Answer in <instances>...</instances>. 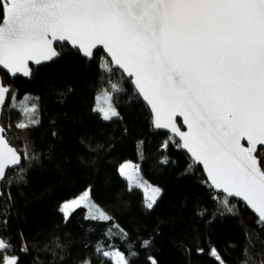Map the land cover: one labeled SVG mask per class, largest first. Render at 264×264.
Wrapping results in <instances>:
<instances>
[{
    "label": "snow or ice",
    "instance_id": "obj_1",
    "mask_svg": "<svg viewBox=\"0 0 264 264\" xmlns=\"http://www.w3.org/2000/svg\"><path fill=\"white\" fill-rule=\"evenodd\" d=\"M56 42H67L89 61L103 50L97 65L103 85L93 111L104 121L122 118L115 98L127 91L121 83L126 77L150 110L153 128L169 133L161 149L186 152L192 162L186 173L201 165L208 187L223 194L227 211L236 209L229 198H239L264 228V0H0V70L31 77L30 64L60 56ZM117 71L120 80H113ZM32 99L25 95L18 101L0 77V112L6 105L18 110L17 129L40 124ZM11 127L0 124V182L8 184L13 183L9 171L30 158L27 145L21 152L9 142ZM119 172L130 191L142 190L151 210L162 189L132 161L121 163ZM80 207H86L88 219H111L92 202L90 190L64 202L60 212L67 220ZM9 211H0L5 229ZM151 243L144 240L141 247ZM14 248L12 237L0 235V264H22ZM20 251L29 249L22 243ZM96 252L112 264H130L138 255L104 246ZM208 254L226 264L216 247ZM146 264L158 262L148 255Z\"/></svg>",
    "mask_w": 264,
    "mask_h": 264
},
{
    "label": "trees",
    "instance_id": "obj_2",
    "mask_svg": "<svg viewBox=\"0 0 264 264\" xmlns=\"http://www.w3.org/2000/svg\"><path fill=\"white\" fill-rule=\"evenodd\" d=\"M55 46L60 56L31 67L28 79L10 78L0 70L18 101L25 95L36 101L40 119L32 128L17 129L22 117L7 105L0 118L6 129L12 125L6 131L9 142L21 152L26 145L29 150L30 158H22L21 165L9 171L13 183L0 185V211L10 209L0 235L13 238L11 251L22 264H112L96 252L98 246L125 255L138 253L130 264H146L148 255L158 264H217L208 254L212 246L226 264H262L264 228L257 226L258 218L232 198L236 209L229 213L221 203L223 194L208 187L199 166L186 173L192 163L186 153L172 146L161 149L169 135L154 131L149 109L126 77L121 83L127 91L115 98L122 118L104 121L93 111L103 85L97 67L102 50L89 61L67 44ZM120 77L117 71L112 79ZM165 156L168 164L160 162ZM127 159L137 162L143 177L162 189L151 210L144 206L142 192L130 191L119 175L118 167ZM87 188L110 220L86 218V207L64 219L62 203ZM9 193L11 201L6 203ZM144 240L152 241L147 249L141 247ZM22 243L28 252L20 251Z\"/></svg>",
    "mask_w": 264,
    "mask_h": 264
},
{
    "label": "water",
    "instance_id": "obj_3",
    "mask_svg": "<svg viewBox=\"0 0 264 264\" xmlns=\"http://www.w3.org/2000/svg\"><path fill=\"white\" fill-rule=\"evenodd\" d=\"M56 44H67V42H63V43H61V42H56ZM55 44V45H56ZM69 47H71V45H69V44H67ZM72 48V47H71ZM72 49H74V48H72ZM102 50V49H101ZM102 52H103V50H102ZM81 55V54H80ZM105 55V54H104ZM82 56V55H81ZM83 57V56H82ZM85 58V57H84ZM51 62V61H50ZM50 62H44V63H42V64H47V63H50ZM42 64H40V65H42ZM37 66H39V65H36V64H30V67H37ZM1 71H3L4 73H6L4 70H1ZM1 77V76H0ZM10 77V76H9ZM16 77H21V78H23V79H28L29 77H23L22 75H17ZM10 78H14V77H10ZM141 100H142V98H140ZM143 101V100H142ZM143 103L145 104V106L147 107V105H146V103L143 101ZM148 108V107H147ZM150 111V110H149ZM1 114H2V112H0V118H1ZM181 123H182V121H181ZM1 124V123H0ZM154 129V128H153ZM154 131H162V132H166L167 133V131L166 130H157V129H154ZM168 135H169V133H167ZM184 152V151H183ZM184 153H186V152H184ZM187 154V153H186ZM188 155V154H187ZM189 157V156H188ZM197 166H199L200 168H201V170H202V172H203V168H202V166L201 165H197ZM203 174H204V176H205V178H206V174L203 172ZM207 179V178H206ZM1 183L2 182H0V185H1ZM213 191H215V190H213ZM0 192H1V189H0ZM216 193H218L217 191H215ZM220 194H222V193H220ZM232 199H235V200H237V201H240L241 203H243L246 207H247V205L242 201V200H240L239 198H232ZM247 209L250 211V212H252L255 216H256V214L250 209V208H248L247 207ZM257 217V216H256ZM258 218V217H257Z\"/></svg>",
    "mask_w": 264,
    "mask_h": 264
},
{
    "label": "rangeland",
    "instance_id": "obj_4",
    "mask_svg": "<svg viewBox=\"0 0 264 264\" xmlns=\"http://www.w3.org/2000/svg\"><path fill=\"white\" fill-rule=\"evenodd\" d=\"M32 102H34V103H36V101L34 100V99H32ZM125 161H132L133 163H137V162H135V161H133V160H129V159H127V160H124L122 163H124ZM138 164V163H137ZM118 172H119V167H118ZM119 175H120V172H119ZM121 176V175H120ZM122 178H124L123 176H121ZM125 179V178H124ZM126 180V179H125ZM127 181V180H126ZM149 182V181H148ZM128 183V182H127ZM150 183V182H149ZM152 184V183H151ZM153 185H155V184H153ZM155 186H157V185H155ZM86 190H89L88 188L87 189H85L84 191H86ZM140 190V189H139ZM84 191H82L81 193H79L77 196H75V197H72V198H70V199H67V200H65L64 202H66V201H69V200H71V199H74V198H77V197H79L80 195H82L83 194V192ZM141 192H142V190H140ZM142 194H143V192H142ZM91 198V197H90ZM91 200H92V198H91ZM63 202V203H64ZM92 202L94 203V204H96L93 200H92ZM62 203V204H63ZM97 205V204H96ZM98 206V205H97ZM99 207V206H98ZM100 208V207H99ZM101 209V208H100ZM102 210V209H101ZM103 211V210H102Z\"/></svg>",
    "mask_w": 264,
    "mask_h": 264
}]
</instances>
